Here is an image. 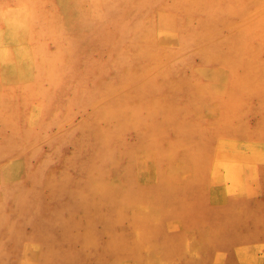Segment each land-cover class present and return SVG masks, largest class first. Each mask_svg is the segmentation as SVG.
<instances>
[{
	"label": "rangeland",
	"instance_id": "1",
	"mask_svg": "<svg viewBox=\"0 0 264 264\" xmlns=\"http://www.w3.org/2000/svg\"><path fill=\"white\" fill-rule=\"evenodd\" d=\"M0 264H264V0H0Z\"/></svg>",
	"mask_w": 264,
	"mask_h": 264
}]
</instances>
